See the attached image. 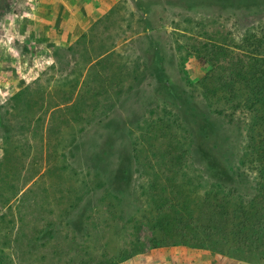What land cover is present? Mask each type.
Masks as SVG:
<instances>
[{
    "label": "rangeland",
    "instance_id": "1",
    "mask_svg": "<svg viewBox=\"0 0 264 264\" xmlns=\"http://www.w3.org/2000/svg\"><path fill=\"white\" fill-rule=\"evenodd\" d=\"M56 1L0 0V264H65L78 223L86 234L76 237L92 252L116 254L126 232L138 233L143 251L119 264H264L236 252L151 247L162 237L153 228L161 193L166 206L212 190L197 142L239 172L264 150L252 111L262 114L260 105L239 106L244 96L201 85L212 45L230 53L215 83L229 78L236 44L264 24V2L141 0L144 14L115 0L64 46L40 36ZM119 163L129 180L115 177ZM169 177L180 186H164Z\"/></svg>",
    "mask_w": 264,
    "mask_h": 264
},
{
    "label": "trees",
    "instance_id": "2",
    "mask_svg": "<svg viewBox=\"0 0 264 264\" xmlns=\"http://www.w3.org/2000/svg\"><path fill=\"white\" fill-rule=\"evenodd\" d=\"M254 1L258 2V0ZM132 2L139 12L147 13L141 0H132ZM261 2L264 0H260ZM194 5L196 4L191 6ZM84 36L81 35L80 38ZM200 46H202L201 42ZM211 47L208 55L213 60L210 61V70L201 80V85L211 95L221 91L227 95L236 96V99H239L240 95L244 96L239 106L247 107L250 104L253 108L259 104L262 114L258 115L257 109H251L257 114L259 126L264 130V24L240 39L236 44V53L233 57L236 67L230 69L232 71L229 72L228 79L220 78L216 83L215 71L221 70L223 63L225 64L229 59L230 53L225 47L216 48L215 45ZM159 69L153 66V70ZM157 78L163 89L167 87V79L163 73ZM201 129L204 132L205 127L203 128L202 124ZM196 147L212 190L202 198L181 193L180 198L170 197L166 206L162 204L166 202V199L161 193L154 201L153 228L162 237L158 242L151 243V247L183 245L213 251L228 257H232V252H236L238 258L257 256L264 261V150L260 148L256 158L242 163L243 169L239 172L240 168H236L235 171L227 164L213 158L202 144L197 142ZM249 171L255 172L258 176L254 182L248 176ZM179 172V167L171 169V173H174L176 178ZM234 172L236 177L242 180H235ZM127 174L125 165L119 163L114 170L117 180L124 178L129 180ZM169 178L165 180L168 184L164 186L173 188L180 186L172 177L170 180ZM241 181H245L247 186L252 188L254 192L252 195H246L241 191ZM235 185L236 189H234ZM171 198L175 201H171ZM78 224L79 227L74 226L70 231L72 242H68L66 249L72 252H66L65 249L63 251V254L68 253L67 258L64 259L65 264H119L143 251L144 246L138 233L136 235L135 232L128 231L124 234L116 254L108 250H103L101 253L92 252L82 239H85L86 231L81 223ZM78 235L82 238L78 239L76 237Z\"/></svg>",
    "mask_w": 264,
    "mask_h": 264
},
{
    "label": "crops",
    "instance_id": "3",
    "mask_svg": "<svg viewBox=\"0 0 264 264\" xmlns=\"http://www.w3.org/2000/svg\"><path fill=\"white\" fill-rule=\"evenodd\" d=\"M43 1L45 2V0H39L40 4L36 3V5H43ZM114 2L115 0H57L54 3L51 2L44 12L43 19L47 20L42 22L44 33L40 36L44 38L53 36L57 44L69 45L87 31L94 21L111 9ZM36 20L38 21V18Z\"/></svg>",
    "mask_w": 264,
    "mask_h": 264
}]
</instances>
